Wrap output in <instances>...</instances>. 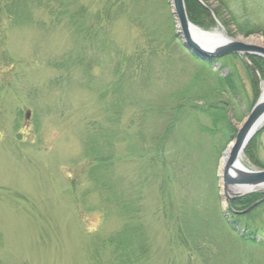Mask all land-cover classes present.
<instances>
[{
	"label": "rangeland",
	"instance_id": "rangeland-1",
	"mask_svg": "<svg viewBox=\"0 0 264 264\" xmlns=\"http://www.w3.org/2000/svg\"><path fill=\"white\" fill-rule=\"evenodd\" d=\"M197 1L213 18L188 20L199 30L264 41V0ZM182 48L167 0H25L18 16L0 0V264H119L114 241L130 225L143 243L134 264H264V248L245 240L264 236V189L226 199L216 177L232 139L209 158L130 150L134 133L162 124L132 96L161 103L230 71L249 100L257 80L258 99L264 80L249 55L198 73ZM251 140L264 165V124ZM244 151L240 164L261 170ZM252 193L261 204L226 210Z\"/></svg>",
	"mask_w": 264,
	"mask_h": 264
},
{
	"label": "trees",
	"instance_id": "trees-1",
	"mask_svg": "<svg viewBox=\"0 0 264 264\" xmlns=\"http://www.w3.org/2000/svg\"><path fill=\"white\" fill-rule=\"evenodd\" d=\"M4 1L7 13L13 12L14 16H18L19 4L25 0ZM55 1L58 5L63 4V0H49L50 4L53 2V5ZM184 2L189 21L197 23L196 21L207 19L212 22L213 18H211L210 10L199 4L197 0H184ZM61 12L60 15L64 11ZM255 24L256 22H252L251 24V22L245 21L243 26L247 28L246 31H257ZM80 28L79 26V31L81 29H83L82 31H86L84 27ZM175 36L177 37L176 34ZM186 52H184L186 56L191 58L196 65L200 66L198 73L208 72L204 67L209 66L207 61L227 57V55H224L221 57H208L202 60L188 51ZM248 57L252 59L256 69L260 71L261 80H264V58ZM249 80L252 90L251 100L245 95L243 86L241 87L239 82H235L230 71H227L225 75L217 79L211 88L201 89L199 86L193 85L179 88L174 93L168 95L161 103H155L150 99L147 100V98L144 100L140 97L132 96L130 100L139 103L140 107H142L141 116L143 119L149 118L154 123L161 121L162 124L159 127H152L149 133H145V136L139 131L134 133V137L131 139L130 150L132 152H151L164 161L176 158H209L218 154L234 137L237 131L233 122H239L243 117V112L249 110L255 102L257 97V80H252V78ZM123 102L124 99L119 97L115 103L114 109L117 115L120 114L124 107V104L122 105ZM204 119L206 121H203ZM176 123L180 124L177 125ZM252 141L249 142L244 152L254 165L264 168V165H259L254 159V149L250 146ZM259 199L260 194L258 193L236 197L230 200V204L226 210L236 215L237 213L231 209L233 204L238 203L243 206L247 205L248 207L259 201L256 204L257 206L262 202ZM226 210L223 212H227ZM245 234L247 235L245 240L248 242L254 241L253 243L259 244V246L264 248V236L255 241L256 233L253 230H249ZM114 245L120 253L119 259H117L119 264H134L139 260L141 255L140 249L143 250L139 227L137 225H130L123 228L116 236Z\"/></svg>",
	"mask_w": 264,
	"mask_h": 264
},
{
	"label": "water",
	"instance_id": "water-1",
	"mask_svg": "<svg viewBox=\"0 0 264 264\" xmlns=\"http://www.w3.org/2000/svg\"><path fill=\"white\" fill-rule=\"evenodd\" d=\"M167 5L174 23L175 34L181 46L194 56L202 60L208 57H221L229 54H243L264 58L263 47L241 40L226 38L227 41L212 49L202 43H197L188 33V27H196L188 21L184 1L167 0ZM263 124L264 92L261 88L258 99L240 122L234 137L226 146L219 160L216 177L219 179L220 189L224 192L226 199H230L229 194L244 195L257 189H264V169L248 170L239 163L241 154Z\"/></svg>",
	"mask_w": 264,
	"mask_h": 264
},
{
	"label": "bare ground",
	"instance_id": "bare-ground-1",
	"mask_svg": "<svg viewBox=\"0 0 264 264\" xmlns=\"http://www.w3.org/2000/svg\"><path fill=\"white\" fill-rule=\"evenodd\" d=\"M188 33L193 40L197 41V43L198 42L202 43L203 45L207 47H211V49L227 41L223 33L217 32V31L204 32L194 27H188ZM240 40L247 42V43L259 45L264 48V41L262 38L250 37V38L240 39ZM262 89L264 92V85L262 86Z\"/></svg>",
	"mask_w": 264,
	"mask_h": 264
}]
</instances>
